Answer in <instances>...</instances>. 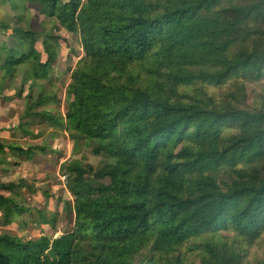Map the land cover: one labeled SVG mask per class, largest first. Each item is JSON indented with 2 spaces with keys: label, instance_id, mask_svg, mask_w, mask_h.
Here are the masks:
<instances>
[{
  "label": "trees",
  "instance_id": "trees-1",
  "mask_svg": "<svg viewBox=\"0 0 264 264\" xmlns=\"http://www.w3.org/2000/svg\"><path fill=\"white\" fill-rule=\"evenodd\" d=\"M37 1L84 54L62 111L61 46ZM82 4L0 0V101L23 104L22 134L62 129L116 163L66 165L74 205L58 201L74 229L54 240L41 230L58 214L22 182L0 184V264H264V107L248 91L264 85V0ZM41 151L0 140L1 156Z\"/></svg>",
  "mask_w": 264,
  "mask_h": 264
},
{
  "label": "rangeland",
  "instance_id": "rangeland-1",
  "mask_svg": "<svg viewBox=\"0 0 264 264\" xmlns=\"http://www.w3.org/2000/svg\"><path fill=\"white\" fill-rule=\"evenodd\" d=\"M87 1L88 0H82V5ZM30 9L32 15L38 18V22L44 24L45 31L52 34V40L55 41V44L61 46V51L58 52L57 50V64L54 66V72L50 81L51 84L60 89L62 111L64 110V104L67 99L66 90L74 81L73 71L84 57V54L76 35L62 28L56 19L46 18L41 14L42 4L40 1L31 4ZM6 16V7H0V18L3 19ZM6 37L7 36H4L3 38L5 39ZM248 91L252 93L254 99L253 101L251 98L250 103L257 102L259 105L255 106L258 107V109L263 108V82L251 81L248 84ZM0 102L2 104L0 108V140H5L8 143L25 148H28L30 145L41 146V150H43L36 153L33 157L20 156V154L14 155V153L5 156L0 155V159H3V163H5L0 167V184L22 182L32 191H29V189L28 192H26L27 190L25 191L30 202L34 200L43 207L50 208L58 214L60 225H58L59 228L56 232H53L52 230H54V228L51 224L47 223L43 225L44 230H41L42 234L45 232L48 238L54 240L62 234L72 232L74 229V214L66 217L63 205L58 201V199L60 200L63 198L64 200H71V205H74V201L67 192L64 184L66 165L69 163L79 164L84 168H89L97 172L107 165H114L116 163L115 160L107 154L97 155L95 153V151L98 150L97 142L82 143L75 147L69 135L62 129H52L44 138H41L39 135L38 128L34 130V135L36 137H29L26 134H22L18 129L21 123L25 124V121H20L19 119L24 108L23 104L17 103L14 99L6 103ZM36 119L37 118H29L27 122L33 123ZM40 126L41 125H38V127ZM46 143L49 145L45 146ZM16 163L19 165H14ZM50 199L54 201L50 202ZM24 227L25 226L18 225L13 228H15L14 230L16 232L21 234L26 230ZM1 229L3 230V228ZM15 231H12V233L16 234ZM25 234L29 236L28 238L36 239L39 232L31 230Z\"/></svg>",
  "mask_w": 264,
  "mask_h": 264
},
{
  "label": "water",
  "instance_id": "water-1",
  "mask_svg": "<svg viewBox=\"0 0 264 264\" xmlns=\"http://www.w3.org/2000/svg\"><path fill=\"white\" fill-rule=\"evenodd\" d=\"M50 256H51L54 260L56 259V257H55V255H54L53 252L50 253Z\"/></svg>",
  "mask_w": 264,
  "mask_h": 264
},
{
  "label": "crops",
  "instance_id": "crops-1",
  "mask_svg": "<svg viewBox=\"0 0 264 264\" xmlns=\"http://www.w3.org/2000/svg\"><path fill=\"white\" fill-rule=\"evenodd\" d=\"M6 118H7V117H6ZM50 200H51V201H50ZM50 200H49L50 202H52V201H53V199H50Z\"/></svg>",
  "mask_w": 264,
  "mask_h": 264
}]
</instances>
